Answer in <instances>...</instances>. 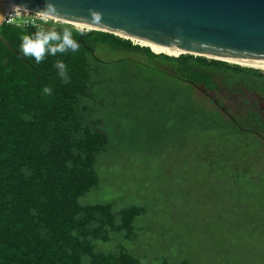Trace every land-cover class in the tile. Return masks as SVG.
Segmentation results:
<instances>
[{"label":"trees","instance_id":"obj_1","mask_svg":"<svg viewBox=\"0 0 264 264\" xmlns=\"http://www.w3.org/2000/svg\"><path fill=\"white\" fill-rule=\"evenodd\" d=\"M41 31L68 34L78 48L55 55L46 50L37 62L23 53L22 37ZM108 54L120 57L108 61ZM158 61L172 65L174 74L158 68L154 64ZM58 63L64 68L57 67ZM133 68L141 75L152 71L179 80L182 89L172 94L175 100L168 105L196 110L190 119L196 117L199 122L213 118L207 129L214 133L211 146L200 154L213 171L238 177L264 175V118L248 109L229 119L218 110L220 104L213 110L197 105L192 96L193 87L219 93L223 86L231 94L245 88L264 97L261 70L189 54L177 58L155 54L130 40L70 24L52 21L42 29L3 24L0 264H144L123 245L107 252L102 244L112 242L113 234L135 242L137 221L146 216L147 207L83 202L98 191L102 160L113 144L100 113L114 100L116 84L132 85L128 71Z\"/></svg>","mask_w":264,"mask_h":264},{"label":"rangeland","instance_id":"obj_2","mask_svg":"<svg viewBox=\"0 0 264 264\" xmlns=\"http://www.w3.org/2000/svg\"><path fill=\"white\" fill-rule=\"evenodd\" d=\"M119 57L108 54L105 60ZM154 64L174 74L172 65ZM133 69L128 71L132 85L116 84L114 100L100 113L113 144L102 160L98 191L83 202L140 205L148 211L137 221L135 242L113 234L103 250L116 251L123 245L144 264H264V175L213 171L200 155L211 146L214 133L207 129L213 118L199 122L190 119L196 110L168 105L175 100L172 94L182 89L179 80ZM192 96L197 105L213 110L220 104L218 110L229 119L248 109L264 118V97L245 88L231 94L223 86L219 93L193 87Z\"/></svg>","mask_w":264,"mask_h":264},{"label":"water","instance_id":"obj_3","mask_svg":"<svg viewBox=\"0 0 264 264\" xmlns=\"http://www.w3.org/2000/svg\"><path fill=\"white\" fill-rule=\"evenodd\" d=\"M14 6L183 54L248 68L264 62V0H0V28Z\"/></svg>","mask_w":264,"mask_h":264},{"label":"clouds","instance_id":"obj_4","mask_svg":"<svg viewBox=\"0 0 264 264\" xmlns=\"http://www.w3.org/2000/svg\"><path fill=\"white\" fill-rule=\"evenodd\" d=\"M21 47L26 56H34L36 61L40 62L46 50L49 54L55 55L57 51L63 52L68 48L75 51L78 48V44L68 34L61 36L54 31L47 33L41 31L37 32L34 36L22 37ZM57 67L63 69L64 65L58 63ZM61 75H64V73L62 72ZM45 91H48V89H45Z\"/></svg>","mask_w":264,"mask_h":264},{"label":"built area","instance_id":"obj_5","mask_svg":"<svg viewBox=\"0 0 264 264\" xmlns=\"http://www.w3.org/2000/svg\"><path fill=\"white\" fill-rule=\"evenodd\" d=\"M59 23L48 16L30 12L24 9H11L5 19L4 24L15 25L20 28L42 29L50 25L51 22Z\"/></svg>","mask_w":264,"mask_h":264},{"label":"bare ground","instance_id":"obj_6","mask_svg":"<svg viewBox=\"0 0 264 264\" xmlns=\"http://www.w3.org/2000/svg\"><path fill=\"white\" fill-rule=\"evenodd\" d=\"M16 8H18V7L14 6L10 9H16ZM75 26L79 27L81 29L85 28L84 26H81L78 24H76ZM135 41L139 42L140 44H142L144 46L151 47L152 50L157 54L164 53V54H168L170 56H181L183 54V52L181 50L173 49L170 47L158 46V45H154V44L146 43V42H141V41H137V40H135ZM243 65L264 70V62H249V63H243Z\"/></svg>","mask_w":264,"mask_h":264}]
</instances>
